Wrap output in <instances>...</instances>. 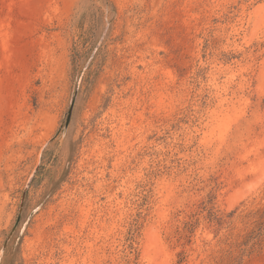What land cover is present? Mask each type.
<instances>
[{
  "label": "rangeland",
  "instance_id": "374dc122",
  "mask_svg": "<svg viewBox=\"0 0 264 264\" xmlns=\"http://www.w3.org/2000/svg\"><path fill=\"white\" fill-rule=\"evenodd\" d=\"M260 227L264 0H0V264H264Z\"/></svg>",
  "mask_w": 264,
  "mask_h": 264
},
{
  "label": "water",
  "instance_id": "95a60500",
  "mask_svg": "<svg viewBox=\"0 0 264 264\" xmlns=\"http://www.w3.org/2000/svg\"><path fill=\"white\" fill-rule=\"evenodd\" d=\"M78 91H79V88L76 89L72 99H71V104H70V108H69V111H68V115H67V119H66V123H65V130L68 129L70 123H71V119H72V115H73V112H74V108H75V105H76V101H77V97H78ZM39 170V167H37L35 173L33 174V176L31 177L24 193H23V197H22V202H21V208H20V213L18 215V218H17V221H16V224H15V227L12 231V233L8 236L5 244H4V247H3V251L6 250L10 240L12 239L20 221H21V217H22V213H23V210H24V206H25V201H26V198H27V194H28V189L30 188L33 180H34V177H35V174L37 173V171ZM34 214V213H33Z\"/></svg>",
  "mask_w": 264,
  "mask_h": 264
},
{
  "label": "trees",
  "instance_id": "16d2710c",
  "mask_svg": "<svg viewBox=\"0 0 264 264\" xmlns=\"http://www.w3.org/2000/svg\"><path fill=\"white\" fill-rule=\"evenodd\" d=\"M264 235V227H260L259 230L253 234L252 239L259 240Z\"/></svg>",
  "mask_w": 264,
  "mask_h": 264
}]
</instances>
